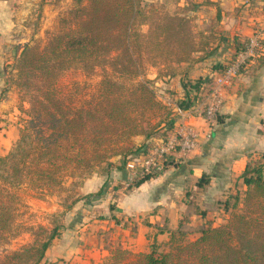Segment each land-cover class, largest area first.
<instances>
[{
    "label": "trees",
    "instance_id": "1",
    "mask_svg": "<svg viewBox=\"0 0 264 264\" xmlns=\"http://www.w3.org/2000/svg\"><path fill=\"white\" fill-rule=\"evenodd\" d=\"M72 1L73 8L60 19V31L51 34L42 49L24 47L16 62L17 76L30 75L35 90L29 119L20 128L18 140L6 155L0 156V248L11 230L17 189L24 186L41 196L53 195L64 190L68 179L88 175L98 165H110L109 160L117 156L122 158L118 168L121 171L128 160L143 159L152 146L146 140L165 141L175 129V117L170 111L157 134L151 135L144 126V121L160 108V102L153 81L144 78L139 59L141 44L137 39L143 34L138 29V18L142 16L138 1ZM234 42L236 54L244 50L246 41ZM49 53L55 60L49 58ZM63 55L68 56L66 67L60 61ZM93 60L108 61L115 72L126 76L122 80L103 78L84 106H73L72 99L63 98L58 82L46 75L70 67L73 61L84 64ZM223 68L224 65L216 71ZM209 80L182 83L185 96L176 101V106L190 109ZM139 135L145 141L134 147L131 139ZM262 168L260 158L247 163L242 174L245 190L241 197L239 193L234 195L237 205L245 196V209L233 214L226 224L208 227L194 240L172 238V248L164 253L158 252L156 246L147 253L118 248L111 252L106 264H264ZM159 174L136 177L126 191ZM105 186L106 182L91 195L101 197ZM228 207L226 201L225 208ZM32 232L33 243L5 254L0 264H40L58 236V227L50 231L38 227ZM175 241L182 243L173 246Z\"/></svg>",
    "mask_w": 264,
    "mask_h": 264
},
{
    "label": "crops",
    "instance_id": "2",
    "mask_svg": "<svg viewBox=\"0 0 264 264\" xmlns=\"http://www.w3.org/2000/svg\"><path fill=\"white\" fill-rule=\"evenodd\" d=\"M54 1L0 0V53L8 47L12 34H26L29 30L24 26L38 18L45 28L68 2L59 0L54 5ZM197 1L200 6L188 11L187 18L192 19L193 29L196 27L199 44L187 60L172 63L175 70L171 73L153 72L149 77L160 93L158 98L170 102L175 126L190 124L199 131V147L186 156L173 157L158 176L126 192L115 188L116 198L110 201L113 209L107 210L109 217L89 228L88 241L83 245L88 246L85 255L107 258L116 248L147 253L154 246L157 251L168 246L172 238L194 240L202 230L216 227L227 217L229 196L239 193L241 197L245 190L242 174L247 163L264 158V56L251 62L224 93L218 119L209 128L202 118L187 111L181 116L176 111V101L185 96L182 83L210 79L238 54L235 39L243 42L256 30H264V0ZM146 141L158 143L155 138ZM141 160H128L123 170L115 167L109 177L86 179V191L94 192L107 182L110 192L114 185L133 177Z\"/></svg>",
    "mask_w": 264,
    "mask_h": 264
},
{
    "label": "rangeland",
    "instance_id": "3",
    "mask_svg": "<svg viewBox=\"0 0 264 264\" xmlns=\"http://www.w3.org/2000/svg\"><path fill=\"white\" fill-rule=\"evenodd\" d=\"M58 1L55 0L54 5H57ZM137 1L142 10V16L138 18V29L143 34V37L137 39L141 44L139 59L142 63L144 78L153 81L152 86L158 96L160 93L154 85V80L149 76L153 72L159 75L171 73L175 70L172 63L186 59L195 49L197 43L199 44L197 41L199 36L194 31L196 27L193 29L192 19L187 18V15H189L188 11H195L200 3L197 0ZM62 6L63 9L52 18L45 28H43V21L41 22L38 18L34 23L30 21L29 25L24 26L29 30L26 34L21 35L20 32L12 34L13 37H10L11 42L8 47L3 48L0 53V156L6 155L18 140L20 128L29 119L32 95L35 90L32 87L30 75L17 76V59L24 47L38 46L39 49H42L51 34L60 31V19L66 16L67 12L73 8L74 3L72 0H68ZM41 28L43 29L40 31ZM33 29H38L39 32L33 34L31 33ZM23 41L25 42L22 43ZM20 42L21 45H17ZM113 56L114 54H110V57ZM49 58L55 60L51 53H49ZM60 58L64 64L63 67H66L64 62L68 56L63 55ZM46 76L58 82L61 94L66 101L72 99L73 106H84L96 93L103 78L110 76L122 80L126 75L115 72L108 61L93 60L84 64L82 62L76 64L73 61L70 67L63 70L58 69V72L53 70ZM158 101L160 108L144 121L146 122L144 126L151 135L159 132L158 126L164 121L166 113L169 111V107L163 105L166 102L163 103L160 98ZM140 137L142 139H138ZM144 141L142 135L131 139L134 147L143 144ZM109 162L110 165H98L88 175L83 174L80 177L68 179L64 184V190L53 195L41 196L24 186L17 189V197L13 204L14 219L7 241L0 248V259L5 254L32 244L35 238L32 229L42 227L50 231L54 227H58V236L53 240L40 264H106L109 257L99 259L85 255L83 252L88 246L84 248L83 245L88 241L86 237L90 232L89 228L97 221H105L109 217L107 210L108 208L109 210L113 209L114 205L111 202H114L116 198V194L113 193L114 189L117 188L120 192H125L129 184H133L135 180L131 177L122 185H114L110 188V192L108 188L111 186L106 182L105 193L100 198H94L91 194L97 193L99 189L87 192L86 189L89 188L85 187V181L95 175L105 178L113 174L115 167L120 168L122 158L120 156L113 157ZM260 162L263 165L262 178L264 179L263 157H260ZM256 166L254 165V167ZM108 177L105 181L108 180ZM234 195L228 198L227 217L220 221L217 227L226 224L233 214L240 213L245 209V196L239 200L237 205ZM180 243L182 242L175 241L173 246ZM169 245L160 248L158 252H168L172 248V244ZM75 257L77 258L75 259ZM79 257L81 258L79 259Z\"/></svg>",
    "mask_w": 264,
    "mask_h": 264
},
{
    "label": "built area",
    "instance_id": "4",
    "mask_svg": "<svg viewBox=\"0 0 264 264\" xmlns=\"http://www.w3.org/2000/svg\"><path fill=\"white\" fill-rule=\"evenodd\" d=\"M264 56V30H256L245 42L244 50L238 53L224 65L223 70L215 71L205 93L200 94L199 101L188 110L176 106L179 115L184 111L191 116L204 120L209 128L220 113L224 103V93L237 81L241 72L253 61ZM169 104V101H166ZM209 137V133H205ZM200 133L190 124H178L173 133L165 140L152 145L138 165V172H133V178L149 174L162 173L168 158L186 156L199 147Z\"/></svg>",
    "mask_w": 264,
    "mask_h": 264
}]
</instances>
